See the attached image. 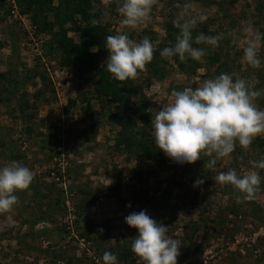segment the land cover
I'll return each instance as SVG.
<instances>
[{"label": "rangeland", "instance_id": "rangeland-1", "mask_svg": "<svg viewBox=\"0 0 264 264\" xmlns=\"http://www.w3.org/2000/svg\"><path fill=\"white\" fill-rule=\"evenodd\" d=\"M119 3L89 2L107 36L126 32L137 42L147 36L162 51L174 46L179 29L173 21L185 3H192L193 14L206 17L193 30V40L201 33L224 38L215 49L193 43L206 52L200 61L162 58L161 77L147 67L139 80L128 81L129 102L122 106L94 97L99 72H107L105 46L90 48L97 65L80 79L76 65L65 64L61 46L52 42L59 32L56 23L40 31L39 20L20 0H0V168L15 160L34 173L30 189L16 193L14 211L0 215V264H103L105 251L119 264H137L131 251L137 230L125 217L141 210L180 241L177 264H264V170L257 169L260 191L250 202H237L231 186L215 182L228 168L240 175L253 170L251 161L264 158V136L247 151L237 144L232 159L218 161L215 171L204 167L207 158L179 164L162 151L163 164L146 161L136 171L133 153L117 146L121 128L116 122L145 105L152 125L161 104L171 99L170 89L195 88L221 73L264 89V41L259 68L242 61L244 29L251 25L264 33V0H159L151 20L134 30L122 25ZM57 5L51 3L48 22H54ZM65 28L67 37L79 42L75 27ZM233 32L239 36L235 45ZM257 104L264 109V97ZM143 123L137 120L136 126ZM145 131L154 142L153 125ZM198 178L204 183L196 186ZM91 224L104 230L90 235Z\"/></svg>", "mask_w": 264, "mask_h": 264}, {"label": "clouds", "instance_id": "clouds-1", "mask_svg": "<svg viewBox=\"0 0 264 264\" xmlns=\"http://www.w3.org/2000/svg\"><path fill=\"white\" fill-rule=\"evenodd\" d=\"M157 5L159 0H120L116 11L122 17V25L134 30L151 20ZM193 9L192 3L183 5L173 21L179 34L174 46L160 51L162 58L177 56L181 62L189 58L200 61L206 52L203 48L193 47V43H206L213 49L219 47L223 34L205 36L201 33L193 40V30L206 19L194 15ZM98 23L97 19L91 20L93 26ZM244 31L248 33V39L243 47L242 61L247 66L259 68L258 53L264 33L252 29L251 25ZM230 35L231 42L237 44L238 34ZM105 48L108 57L104 68L120 83L139 80L141 74L147 72V65L153 61L156 51L149 37L137 42L126 32L106 36ZM234 75L221 73L204 79L198 87L170 92L171 99L161 104L152 118L155 145L166 157L179 164H194L207 158L203 159L204 167L215 171L218 161L232 159L237 144L247 151L257 137L264 136V109L257 104V100L264 97V89H256L238 76L233 79ZM251 167L253 170L243 175L234 168L220 171L215 182L231 186L237 202L253 201L260 191L262 178L257 169L264 170V158L251 161ZM33 180L34 173L18 161H10L0 168V215L14 211L19 204L16 193L28 191ZM203 183L204 180L198 178L195 185ZM125 223L137 230L131 244V251L138 258L137 264H177L181 243L166 235L167 226L150 217L146 210L130 213L125 217ZM102 261L103 264H119L117 256L109 251L103 253Z\"/></svg>", "mask_w": 264, "mask_h": 264}, {"label": "trees", "instance_id": "trees-1", "mask_svg": "<svg viewBox=\"0 0 264 264\" xmlns=\"http://www.w3.org/2000/svg\"><path fill=\"white\" fill-rule=\"evenodd\" d=\"M54 0H20V3L33 13V19L40 22V31L49 30L53 23L59 29V32L53 35V44L58 43L64 53L65 64H73L77 67V75L83 79L84 73H89L96 68V60L90 52L92 46L102 49L105 46V37L107 32L101 28L99 23L96 26L91 24V20L100 21V14L93 5L89 4L90 0H56L58 2L57 11L54 13V22H48L47 12L50 11V5ZM199 1V0H198ZM95 10L94 13L92 10ZM85 23V26H81ZM71 24L79 33V42L74 43L71 38L67 37V29L65 25ZM49 27V28H48ZM170 35V34H168ZM169 37V36H168ZM170 45V42H168ZM160 51L154 53L153 61L147 65L153 75L161 77L163 71L158 67L162 57ZM176 60V58H174ZM181 69L185 66L180 64ZM194 71V67L190 68ZM98 80L94 84V92L96 99H109V103L127 106L129 102V88L126 87L128 81L120 83L110 76L108 72L101 70L98 74ZM2 75H0V78ZM264 75L260 77L262 79ZM264 84V80H260ZM124 85V86H123ZM172 89L169 90L171 92ZM84 98V97H81ZM85 99V98H84ZM73 105L75 102H70ZM82 103L83 100H82ZM142 120V127L136 126V121ZM121 130L118 133L117 146L123 145V148L129 153H133L136 161V171L141 169L144 162H152L155 164H163V154L154 144L149 132L145 131V127L151 128L152 125L145 113V105L134 107L129 118L121 117L116 121ZM137 174V172L135 173ZM104 230L102 226H93L87 228L91 234H98Z\"/></svg>", "mask_w": 264, "mask_h": 264}]
</instances>
